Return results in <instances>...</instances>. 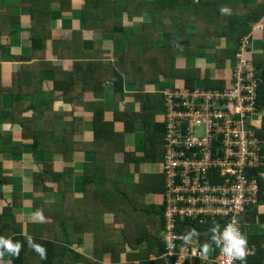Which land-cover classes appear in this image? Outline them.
Segmentation results:
<instances>
[{"label":"crops","instance_id":"crops-1","mask_svg":"<svg viewBox=\"0 0 264 264\" xmlns=\"http://www.w3.org/2000/svg\"><path fill=\"white\" fill-rule=\"evenodd\" d=\"M138 1L140 10L135 0H0V117L8 112L0 119V236L25 240L23 264L167 261L165 244L161 248L151 239L161 238L163 226L165 93L188 88L187 83L163 73L146 79L142 91L134 78L125 79L119 90L106 76L107 65L117 70L135 39L176 33L179 25L182 40L171 56L178 69L195 71L190 88L224 87L231 83L239 42L210 30L204 46L187 39L206 26L197 17L200 0ZM251 1L254 13L246 21L244 0L215 5L241 14L250 33L251 20L259 13L264 17V0ZM211 16L209 27L220 20ZM114 23L122 32L106 34ZM251 36L247 57L264 73V31ZM134 66L130 62L131 73ZM261 92L252 121L264 144V82ZM150 97L156 107L145 116ZM96 113L109 125V134L98 141ZM147 120L156 133L151 144ZM148 145L158 150L149 155ZM251 174L258 179L259 196L245 211L242 227L254 251L248 259L258 263L264 260V159ZM213 228L199 227L209 232L200 238L208 250L215 246L209 243ZM29 239L46 247V259ZM9 257L5 252L0 264H9Z\"/></svg>","mask_w":264,"mask_h":264},{"label":"built area","instance_id":"built-area-1","mask_svg":"<svg viewBox=\"0 0 264 264\" xmlns=\"http://www.w3.org/2000/svg\"><path fill=\"white\" fill-rule=\"evenodd\" d=\"M253 31H264V17L252 23L234 57L231 83L224 87L177 88L165 93V199L160 236L168 264H229L220 247L204 252L205 224L223 230L242 217L259 196L251 170L264 159V144L252 117L258 111L260 79L247 57ZM212 233V232H211ZM213 241H209L211 243ZM245 259L254 253L246 244Z\"/></svg>","mask_w":264,"mask_h":264},{"label":"trees","instance_id":"trees-1","mask_svg":"<svg viewBox=\"0 0 264 264\" xmlns=\"http://www.w3.org/2000/svg\"><path fill=\"white\" fill-rule=\"evenodd\" d=\"M135 1H136L135 6H136L137 10H140V6H141L140 2L138 0H135ZM215 2H217V0L216 1L200 0L196 3L198 20H199V22L200 21L202 22L205 20L204 23L206 24V26L204 27V29L197 28V30H199L201 33L198 35L197 34H189L187 36V39L196 40V43L198 46H204L206 43L205 39L207 36H209L208 30H210V31H213V33L216 35L226 37V39L228 41L238 40V42L240 44L241 39L248 35L250 28L242 25V18L239 16L241 14H239V13L233 14V13H229V12L228 13H222L221 12L222 7H218L217 4L215 5ZM244 2L249 9L248 13L246 12V15H245L246 17L244 18V21H246L247 18L249 19L252 16L251 14L254 13V10L252 9L253 5H252L251 0H244ZM207 8H210L209 12L207 11ZM204 11H205V13H204ZM210 12H211V14H215V15H212L213 17H216L218 19L220 18V20L217 21V24L215 26H211V27L207 26V23H209L208 21H210L209 20V17L211 16ZM259 14H257L255 16V19L251 20V24L254 23L255 21L259 20L260 17H262L263 13L261 15H259ZM222 18L225 21V23L223 22ZM181 27H179V25H177L176 33L174 32V33L162 34V35H157V36H152V37H149V35H148V38L144 36L142 38L135 39L133 41V43H131V45L129 46V50L126 52V54L122 55L120 57V60L117 62V64H118L117 70L113 67V65H110V64L107 65V69H109V70H108V72H106L107 73L106 76L115 79V82L117 84V89H119V90L123 89L125 79L134 78L137 82L138 89L142 91L144 89L143 87H144V83H145L146 79H155L156 80L163 73L173 74L174 76L179 75L185 79V81L187 83L186 87H188V88L193 87L194 79H195V75H196L195 71H193L192 69H183V70L178 69L176 67L175 58H173L171 56V54H172L171 48L174 47L177 42L182 40L181 34H183V33H181V32H183V30H182L183 27L182 28ZM121 32H122V29L119 27V24H116V23H114L113 25H110V27H107V30H106V34H111L113 36H116V35L120 34ZM179 33H181V34H179ZM34 48L37 49L36 45H34L33 49ZM161 48H163L165 50V52H163V54L159 53V49H161ZM132 61L135 63V66H134V72L131 73L128 69V66H129L130 62H132ZM90 64L93 67H94V65L96 67L100 66V64L97 62L96 63L92 62ZM86 67H88L90 70L93 71V69L90 68L89 64ZM94 70H95V68H94ZM118 70L125 72L126 75H122V73H118ZM256 72H257L259 79L261 81L259 89H258V91H259L258 92V99L260 100V98L262 97L261 87H262L263 82H264V73L261 70V67H257ZM216 87H218V86H216ZM155 107H156V101H154L152 99V97H150L147 100V108H146L145 116L153 114ZM7 113L8 112H4L3 116L0 117V119L3 120L5 118V116L7 115ZM141 116H143V115H141ZM95 118H96V128H97V140L96 141H98L101 138L100 134L101 135L109 134L108 129H107V127L109 125L106 122V120H104V118H102V116L100 114L96 113ZM147 125H148V132H149L148 140L150 141V144H151V142H152L151 140L155 139L156 133L154 132L155 131L154 126L153 127L150 126L151 125L150 120H147ZM257 134H258V131H257ZM34 140H35V143L39 142V138H35ZM61 145L64 148L65 145H63V144H61ZM157 150H158L157 145H155V146H152V145L149 146L148 145L149 155L155 153ZM163 208H164V206H162V208L160 210V214H162ZM9 238H11L13 243L20 242L21 243V249L19 252V256L11 255L9 253H7V255L10 256L9 258H10L12 264H23V258H24V253L26 250V244L27 243L24 242L25 240L22 239L21 236H14V237L10 236ZM151 239L154 243H156V245L157 244L159 246L161 245V248L165 244L164 241L161 238L156 237L155 234L152 235ZM162 243H164V244H162ZM45 249H46V247H45ZM163 264H168V262L164 261Z\"/></svg>","mask_w":264,"mask_h":264},{"label":"clouds","instance_id":"clouds-1","mask_svg":"<svg viewBox=\"0 0 264 264\" xmlns=\"http://www.w3.org/2000/svg\"><path fill=\"white\" fill-rule=\"evenodd\" d=\"M222 13H228L229 9L221 8ZM37 215L41 220H43V215L41 212H37ZM212 241L217 247L221 248V251L229 257V264H231L232 259L244 260L246 252V237L239 230L238 225L235 222L229 223L227 227L221 232L218 227L212 229ZM30 246L40 255L41 259H46V249L40 244L34 243L29 239ZM204 252L206 253L209 249V245L205 244ZM21 249V243H13L11 238H5L0 236V258H3L5 252L19 256ZM11 264V262H9Z\"/></svg>","mask_w":264,"mask_h":264},{"label":"water","instance_id":"water-1","mask_svg":"<svg viewBox=\"0 0 264 264\" xmlns=\"http://www.w3.org/2000/svg\"><path fill=\"white\" fill-rule=\"evenodd\" d=\"M218 227V226H217ZM199 233H202V234H204L205 236H208L209 235V232L208 231H205V232H199V231H197V232H194V233H190L189 234V237L190 236H197Z\"/></svg>","mask_w":264,"mask_h":264}]
</instances>
